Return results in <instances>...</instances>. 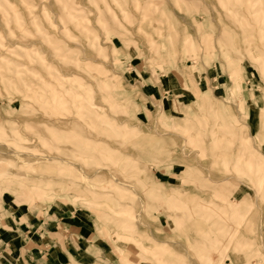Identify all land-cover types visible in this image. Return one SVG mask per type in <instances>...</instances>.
<instances>
[{"label":"rangeland","instance_id":"1","mask_svg":"<svg viewBox=\"0 0 264 264\" xmlns=\"http://www.w3.org/2000/svg\"><path fill=\"white\" fill-rule=\"evenodd\" d=\"M2 205L111 264H264V0H0Z\"/></svg>","mask_w":264,"mask_h":264},{"label":"crops","instance_id":"2","mask_svg":"<svg viewBox=\"0 0 264 264\" xmlns=\"http://www.w3.org/2000/svg\"><path fill=\"white\" fill-rule=\"evenodd\" d=\"M77 218L70 222L60 213L58 220L32 228L9 223L0 206V264H111L104 245L94 242L85 220Z\"/></svg>","mask_w":264,"mask_h":264}]
</instances>
